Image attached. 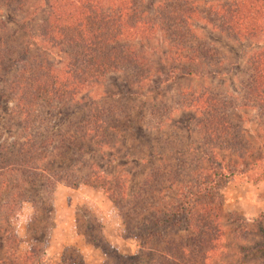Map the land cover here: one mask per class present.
Returning <instances> with one entry per match:
<instances>
[{
    "label": "rangeland",
    "instance_id": "1",
    "mask_svg": "<svg viewBox=\"0 0 264 264\" xmlns=\"http://www.w3.org/2000/svg\"><path fill=\"white\" fill-rule=\"evenodd\" d=\"M54 1L25 0L20 10L13 4H0V51H8L0 62V149L14 153L23 143L38 146L44 139H52L51 146L43 148L52 153L51 158L46 153L43 160L54 159L50 169L73 171L81 177L92 165L102 171L111 187L124 185L125 198L120 202V214L99 190L83 185L71 189L62 184L41 189L39 182L32 188L23 176L3 175L0 264H160L158 252L165 243L153 240L141 245L132 238L141 230L128 231L126 223L132 228L137 223L144 226L164 205L174 211L181 206L188 210L186 204L192 199L198 208L217 207L205 192L202 197L194 196L199 183L208 180L216 182L222 206L217 221L220 252L207 264H264V195L258 192L254 196L258 189L252 183L262 174L264 161L251 166L264 155L261 117L245 107L226 111L229 119L241 125L250 144L249 155L241 160L222 147L212 150L205 145L195 128L199 111L182 102L187 92L200 94L205 90L239 99L246 96V65L256 51L264 49V36L236 42L210 25L196 23V33L224 58L221 66L204 77L172 75V60L162 35L138 41L135 45L152 68L149 81L140 83L136 71L109 74L69 106L50 109L43 105L24 120L14 113L12 83L30 64L61 66L68 59L63 49L49 46L41 36L49 4ZM195 1L203 7L230 0ZM160 3L144 0L145 12L152 14ZM100 109L114 112L107 114L109 124L103 130L100 123L95 124ZM90 111L94 113L90 127L93 137L81 139L74 134L73 122ZM212 153L217 160H212ZM220 161L224 162L223 171L217 166ZM214 187L207 188L211 195ZM14 193L21 194V201L11 203ZM240 206L243 210L238 209ZM259 208H263L260 215ZM174 221L162 230L169 244L187 237L186 231L172 226Z\"/></svg>",
    "mask_w": 264,
    "mask_h": 264
},
{
    "label": "trees",
    "instance_id": "2",
    "mask_svg": "<svg viewBox=\"0 0 264 264\" xmlns=\"http://www.w3.org/2000/svg\"><path fill=\"white\" fill-rule=\"evenodd\" d=\"M24 2L0 0L1 5L13 4L17 10L22 8ZM196 3L195 0H161L155 8L152 5V14L145 12L144 0H55L50 3L41 36L49 46L63 49L68 59L61 66L34 63L24 69L10 88L16 97L14 113L28 120L43 105L50 109L69 106L83 91L98 84L109 74L136 71L140 83L149 81L152 73L150 62L135 44L157 35H162L168 44L167 56L172 60L170 73L187 77H204L214 72V68L221 66L224 61L221 51L196 33V23L210 25L225 38L236 42H251L264 36V0H230L203 7ZM5 55H8L7 50L0 51V62L6 58ZM246 67L249 77L244 85L249 87V91L240 99L225 93L215 94L210 90L200 94L187 92L182 98L184 104H190L199 111L195 128L205 141L204 144L210 145L212 150L222 147L238 155L241 160L249 155L250 144L243 135L241 125L229 119L226 111L239 107L255 110L262 118L259 128L264 139V49L256 51L248 59ZM109 111L97 110L99 119L95 124H101L100 130L109 124L105 119ZM92 115L94 113L90 111L73 122L74 134L80 135L81 139L91 136ZM53 141L44 139L38 146L35 142H26L14 153L0 149V178L3 175L23 176L26 185L36 188L39 182L42 184L41 189H52L56 184L71 189L83 185L103 192L121 214L120 202L125 198L124 185L111 187L102 171L92 165H88L86 174L81 177L73 171L61 173L50 169L54 159L43 160L46 153L49 158L52 157V153L46 150ZM212 156L213 161L217 160L214 153ZM263 161L264 155L262 159H255L251 166ZM223 163H218L219 170L223 171ZM263 180L264 170L252 183ZM4 185L5 182H1L0 187ZM216 185L215 181L209 180L199 183L200 188L194 196L202 197L205 192V195L212 197V205L216 203L217 207L205 205L198 208L194 199L186 204L188 210L181 206L174 211L164 205L154 212L152 221L148 220L144 226L137 223L132 228L126 223V228L131 232L135 228L141 230L132 237L141 245L153 240L165 243L166 246L160 247L158 252L160 264H207L220 252L221 234L217 221L222 202ZM209 186H215L213 195L211 189L207 191ZM11 196V203L15 199L21 201L20 193ZM137 197L140 198L139 195ZM171 221H174L172 226L186 231L187 237L169 244L170 241L163 238L162 230Z\"/></svg>",
    "mask_w": 264,
    "mask_h": 264
},
{
    "label": "crops",
    "instance_id": "3",
    "mask_svg": "<svg viewBox=\"0 0 264 264\" xmlns=\"http://www.w3.org/2000/svg\"><path fill=\"white\" fill-rule=\"evenodd\" d=\"M255 189H256V190L258 189V191H257L256 194H254V196H255V195L257 196L258 192H262V193H260V194H263V195H264V180H263V181H260V182H258V183H256V185H255ZM259 189H260V190H259ZM247 200L250 201V198H248ZM254 206L257 207L256 202H255ZM258 207H260V205H259ZM238 209H239V210H243V208H242L241 206H240ZM261 209H263V208H259L258 210H261ZM261 212H262V210H261V211H258V214L260 215Z\"/></svg>",
    "mask_w": 264,
    "mask_h": 264
}]
</instances>
